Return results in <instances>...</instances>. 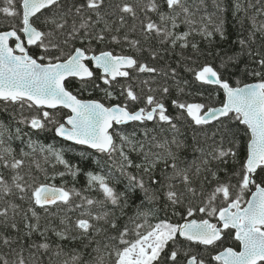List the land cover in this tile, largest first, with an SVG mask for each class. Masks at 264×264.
Masks as SVG:
<instances>
[{
  "label": "snow or ice",
  "instance_id": "snow-or-ice-1",
  "mask_svg": "<svg viewBox=\"0 0 264 264\" xmlns=\"http://www.w3.org/2000/svg\"><path fill=\"white\" fill-rule=\"evenodd\" d=\"M0 2L4 5L0 6V16L20 21V26L13 24L8 30H0V113L12 105L21 110L37 106L71 109L65 122L47 110L31 118L21 111L18 121L39 132L51 128L59 137L89 145L110 157L118 153L121 160L114 166L119 169V179L127 181L120 191L111 176L87 172L86 190L99 191L103 199L91 198L84 194L85 190L68 186L66 181L57 185V177L71 175L75 179L82 170L65 158L63 150L42 145L31 136L27 150L17 151L11 141L24 140L27 133L20 127L13 130L0 119V264H208L207 257L192 251V244L215 246L226 238L225 230H235L234 239L241 250L225 247L211 260L217 264H264V175L260 174L264 173V0H120L115 6L121 13L117 17L120 27L107 19L113 7L109 0ZM229 13L236 25V50L232 55L217 51L219 66L204 63L198 69H187L201 84L222 88L226 100L218 107L171 101L180 119L191 118L195 126L210 127L204 136L212 144L209 149L197 148L201 154L198 164L194 161L180 167L177 151L184 144L176 137L170 143H161L152 136L138 142V147L127 135L121 137V143L116 142L114 124L160 121L179 132L174 122L177 117L169 114L164 99L170 93L167 84L153 89L149 80H143L149 93L143 97L131 84L120 85L125 99L111 106L80 100L65 87L68 77L91 80L95 73L89 62L102 71L100 78L105 85H113L119 77L130 78L132 69L149 74L163 71L134 55L112 51L95 54L89 48L93 41L104 42L110 37L111 42H127L136 52L144 51L141 39L117 34L126 25V17L138 21L130 32L139 27L143 39L158 38L172 49L191 47L199 58L203 54L200 45L191 38L198 35L210 44L217 36L227 41ZM34 18L47 27H37ZM101 24L103 27L97 30ZM181 26L184 31H179ZM13 38L14 45L10 44ZM76 42L84 46L76 47ZM70 43L71 52L66 53L62 45ZM26 45H35L45 53L56 49L60 55L33 56ZM149 53L153 58L160 55L151 48ZM192 59L188 57L189 62ZM44 60L47 62L42 63ZM244 60L248 63H242ZM233 68H242L260 79L234 87L224 78V73ZM176 72L170 69L173 76ZM175 83L183 93L185 88ZM106 94L115 95L107 90ZM141 99L145 106L133 108L132 104ZM240 125L248 134L247 141L241 139ZM144 136L148 138L149 132L145 131ZM125 143L131 152H139V163L125 150ZM153 146L165 149V154L153 152ZM241 152L244 159L240 170L232 172L233 178L238 177L236 183L222 180L220 170L227 175L229 162L236 163ZM161 162L163 174L158 175L157 165ZM57 165H62L64 171L50 174L49 167ZM205 184L212 185L211 191ZM246 191L251 193L247 200ZM137 192L143 193L141 207L143 200L159 202L161 211L170 209L182 216L177 208L183 207V223L165 219L152 224L147 219L152 213L138 209L136 216L120 229L117 210L126 215L124 209ZM193 199H199L200 205H194ZM196 213L218 217V222L191 218ZM141 217L144 222L138 223ZM181 237L186 244H182ZM73 242L79 246L72 247Z\"/></svg>",
  "mask_w": 264,
  "mask_h": 264
},
{
  "label": "trees",
  "instance_id": "trees-1",
  "mask_svg": "<svg viewBox=\"0 0 264 264\" xmlns=\"http://www.w3.org/2000/svg\"><path fill=\"white\" fill-rule=\"evenodd\" d=\"M112 4V9L110 10V14L107 17L109 23L112 21H116L114 27H120L119 20L117 17L121 14L119 10L116 9V5L120 2V0H109ZM0 6H4L2 2H0ZM39 15V14H38ZM140 19H143V14H139ZM153 19H156V16L152 13H149ZM228 40H222L219 36L210 44L207 40L202 39L200 36H194L191 39L193 42L198 43L200 45L202 55L199 58L193 53L191 47L187 49H181L177 46L175 49H172L168 44H161L158 38H152L145 40L140 34L139 27H137L136 32H130L129 29L133 25H138V21L133 20L130 17H126V25L120 28V32L118 35H129L132 39H141V43L144 47V51L136 52L135 49L129 47L127 42H121L117 44L115 42L110 41V37L108 40L104 42H96L93 41L89 48L94 50L95 54H98L100 51H112L114 54H125V55H134L138 58L142 63H148L152 67H156L163 71L149 74V73H138L134 69L131 71L130 78H118L117 81L114 82L113 85H105L103 80L100 78L102 76L99 70H94L95 75L91 78V80L81 81L76 78H72L66 82V87L73 94L78 96L81 99H96L103 102L105 105H113L116 103H120L125 99L123 95H121L120 85H128L131 84L134 89L138 91V93L143 97L148 93V88L145 86L142 81L149 80L151 82V87L156 89L161 84H167L170 88V93L164 96L165 102L169 108V114L176 116L177 119L174 121L179 128V132L173 131L170 126L165 122L160 121H144V122H134L128 125L117 126L114 129V136L116 142L121 143V137L123 135H127L130 139L133 140V143L138 147V142H146V139H150L152 136H155L157 141L163 143L165 140L172 141L173 137L178 138L183 142L184 147L177 151L175 145H172L173 151H177L178 156L180 157V167H186L191 165L194 161L198 164L200 159V152L197 151V148H205L209 149L212 144L211 139H205L204 132L209 131L210 127L200 128L199 126H195L191 118L180 119L178 115V110L174 105L171 104L172 100L180 99L182 102L186 103H204L210 106H219L225 101L224 91L218 86L212 85H204L200 82L196 81L193 73L189 72L188 68L198 69L204 63L213 64V66H219L221 63L220 57L216 55V52L219 51L221 55L227 53L228 55H232V53L236 50L233 41L235 40L236 35V25L233 20V16L231 13L228 14ZM34 23L37 27L45 28L46 25L43 24V21H37L34 18ZM20 26L19 20H5L3 16H0V30H8L11 25ZM103 27V25L97 26V30ZM185 27L181 26L179 31H184ZM24 38V37H22ZM76 47L84 46L80 42L75 43ZM63 50L66 53H70L72 49V44L70 43L68 46H63ZM156 50L160 53V55L156 58L150 56L149 49ZM30 53L33 56H43V55H54L59 56L60 52L56 49H49L47 53L42 48H38L37 46L30 48ZM207 53H211L208 55ZM192 56L193 59L191 62L188 61V57ZM46 63L47 61H41ZM242 63H248L247 60L242 61ZM89 65L92 67V63L89 62ZM254 67V65H252ZM175 68L177 70L175 76L170 73V69ZM163 72H169L168 76H164ZM224 78L229 81L233 86H242L243 84H248L252 82H256L260 79V77H256L251 75V73H245L243 69H231L228 72L224 73ZM187 81L185 84L184 82ZM179 82L180 87H184L185 91L180 93L177 89L176 83ZM107 91L113 92L115 95L110 97L106 94ZM159 95V93H156ZM144 101L141 99L138 102H134L132 104L133 108L144 107ZM45 109L43 108H28L25 107L23 110L19 108L18 105L9 106L7 112L0 113V119H2L6 124L9 125L10 128L15 129V127H20L24 133H27L24 140L14 139L11 141L12 147L16 148L17 151L24 148L26 149L28 136H31L33 140L38 141L42 145H53L57 150H63L65 158L73 165L78 166L82 171L80 174L75 177V179L71 175H66L64 177H57L55 183L57 185L67 182L68 186H74L77 189L85 190L84 194L91 198H99L103 199L102 194L97 190L87 191V176L86 173L91 171L94 173H100L104 175L111 176L112 180L115 182V186L118 190L123 191L126 185V178L124 180H120V172L119 169L114 166V164L121 160L119 154H114L113 157H110L107 153H101L96 150H92L90 148L75 145L68 141H65L57 136L55 131L50 128L48 131L39 132L37 130L30 129V125H25L18 121V114L22 111L23 116L31 118L32 116L39 115ZM53 113L57 119L61 122H64L66 117L70 115V112L65 108H57L55 110H47ZM235 123V121L233 122ZM241 130V139L243 141H247L248 134L244 131V126L240 125ZM149 132V137L146 138L144 136V132ZM155 141L153 142V144ZM125 150L129 151L132 159H134L137 163H139L142 159L139 152H131L128 145L125 143ZM152 151L156 153H160L162 155L165 154V149L152 147ZM244 159V152L240 153L239 160L236 163L229 162L230 166L228 168V173L225 175L223 169L221 172V179H228L231 183L235 184L236 179L238 177L233 178L232 172H239V164ZM164 168L163 162L157 165V174L162 175L163 173L160 171ZM57 171H64L62 165H57L56 168L49 167V173H54ZM129 171H135L134 169H129ZM170 171V169H169ZM39 174V173H37ZM264 175V173H260ZM207 175V173H205ZM209 180L212 178L209 176ZM258 183L260 181H257ZM215 184V181H212V185ZM212 185L205 184V188L208 191H211ZM251 193H245L244 199H249ZM143 197L142 192L135 193L131 199L129 200L128 207L124 209L126 215H120L117 210L116 215L118 218V227L120 229L123 228L124 225L128 224L129 218L135 217L137 210L145 211L152 213V215L148 216L149 223L155 224L161 220L167 219L172 223H183V216H186V212H184L183 207H178L177 212H182V215H177L172 212L170 209H165L161 211V204L159 202H151L147 200H143V206L141 207V200ZM193 204L196 206L200 205L199 199H193ZM108 207H112L109 205ZM197 219H210L212 221H217V217H209L204 213H196L194 217ZM189 218V219H191ZM138 223H143L144 218L141 217ZM115 234V232H113ZM225 237L222 241L217 242L215 246H209L205 248L203 245L192 244V251L202 257L208 258V264H217V262L211 260V256L215 255L218 251L223 250L225 247H235L239 249V242L234 239V231L226 230ZM131 238V237H130ZM182 244H186L183 238H180ZM72 247H78V242H73ZM169 247H172L170 245ZM183 259V257H182Z\"/></svg>",
  "mask_w": 264,
  "mask_h": 264
},
{
  "label": "water",
  "instance_id": "water-1",
  "mask_svg": "<svg viewBox=\"0 0 264 264\" xmlns=\"http://www.w3.org/2000/svg\"><path fill=\"white\" fill-rule=\"evenodd\" d=\"M25 40H26V37L24 38ZM12 41H14V38H13V40H10V44H12ZM14 43H15V41H14ZM14 45V44H13ZM29 49L32 47V46H35V45H26ZM29 52H30V50H29ZM93 63V67L95 68V63L94 62H92ZM96 69V68H95ZM99 70V69H98ZM101 71V70H100ZM101 73H102V71H101ZM70 78H77V77H68L67 79H66V81L67 80H69ZM120 78V77H119ZM79 79V78H78ZM66 81H65V87H66ZM253 83V82H252ZM213 86H216V85H213ZM243 86V85H242ZM219 87V86H218ZM234 87H236V86H234ZM67 88V87H66ZM222 89V88H221ZM224 91V90H223ZM224 94H225V92H224ZM78 98V97H77ZM78 99H80V98H78ZM80 100H83V101H93V100H84V99H80ZM225 100H226V95H225ZM95 101H98V100H95ZM100 102V101H99ZM102 103V102H101ZM106 106V105H105ZM221 106V105H220ZM37 107H39V106H37ZM62 106H59L58 108H61ZM218 107V106H217ZM40 108V107H39ZM45 109H49V108H47V107H44ZM62 108H64V107H62ZM68 111H70V113H71V109H68V108H66ZM72 114V113H71ZM65 121H66V119H65ZM64 121V122H65ZM130 123H133V122H128V123H126V124H130ZM126 124H124V125H126ZM116 124H114L113 125V129H114V126H115ZM113 129H109V131H113ZM58 136V135H57ZM59 137V136H58ZM59 138H61V139H63V140H66L65 138H62V137H59ZM66 141H68V140H66ZM69 142H71V143H74V144H77V143H75L74 141H69ZM77 145H80V144H77ZM84 146H87V147H89V148H91L89 145H84ZM91 149H93V148H91ZM94 150H96V149H94ZM251 191H255V188L254 187H252L251 188ZM251 198V195H250V197H249V199ZM196 219V218H195ZM198 220V219H197ZM212 222V221H211ZM218 226H220V225H218ZM235 231V230H234ZM239 250H241V249H239Z\"/></svg>",
  "mask_w": 264,
  "mask_h": 264
},
{
  "label": "flooded vegetation",
  "instance_id": "flooded-vegetation-1",
  "mask_svg": "<svg viewBox=\"0 0 264 264\" xmlns=\"http://www.w3.org/2000/svg\"><path fill=\"white\" fill-rule=\"evenodd\" d=\"M114 105V104H113ZM108 106V105H107ZM109 106H111V105H109ZM218 222V217H217V221H216V223Z\"/></svg>",
  "mask_w": 264,
  "mask_h": 264
}]
</instances>
